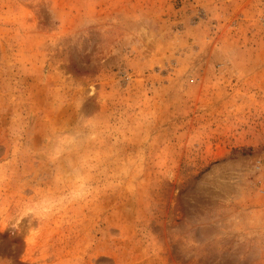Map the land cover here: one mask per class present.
I'll list each match as a JSON object with an SVG mask.
<instances>
[{
    "label": "rangeland",
    "instance_id": "374dc122",
    "mask_svg": "<svg viewBox=\"0 0 264 264\" xmlns=\"http://www.w3.org/2000/svg\"><path fill=\"white\" fill-rule=\"evenodd\" d=\"M262 184L264 0H0V264H264Z\"/></svg>",
    "mask_w": 264,
    "mask_h": 264
},
{
    "label": "clouds",
    "instance_id": "9594fccd",
    "mask_svg": "<svg viewBox=\"0 0 264 264\" xmlns=\"http://www.w3.org/2000/svg\"><path fill=\"white\" fill-rule=\"evenodd\" d=\"M25 218H27V217L24 216V215H22V216L20 217V221L22 222ZM17 227H19V225H17Z\"/></svg>",
    "mask_w": 264,
    "mask_h": 264
},
{
    "label": "built area",
    "instance_id": "2783aa9c",
    "mask_svg": "<svg viewBox=\"0 0 264 264\" xmlns=\"http://www.w3.org/2000/svg\"><path fill=\"white\" fill-rule=\"evenodd\" d=\"M261 188L264 189V184H262Z\"/></svg>",
    "mask_w": 264,
    "mask_h": 264
}]
</instances>
